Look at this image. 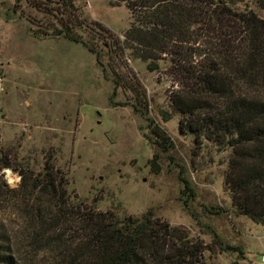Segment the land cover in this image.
Wrapping results in <instances>:
<instances>
[{
    "label": "rangeland",
    "instance_id": "374dc122",
    "mask_svg": "<svg viewBox=\"0 0 264 264\" xmlns=\"http://www.w3.org/2000/svg\"><path fill=\"white\" fill-rule=\"evenodd\" d=\"M74 1L80 18L76 23L98 22L113 34L94 24L79 32L98 44L103 65L110 62L126 80L139 79L156 110L152 116L171 137L173 148L161 151L145 137L146 123L124 105V89L118 88L110 102L111 77L93 54L61 36L36 37L39 27L26 16L38 17L25 1L0 0V147L14 168L36 175L50 156L55 172L66 174L88 205L95 200L98 210H111L120 218L151 209L211 246L204 253L205 264H261L264 225L230 213L223 185L230 150L195 144L180 131L177 116L166 122L159 117L161 111L172 114L168 98L178 86L166 57L152 71L132 56L124 37L133 22L127 1ZM101 44L108 46L105 52ZM2 172L10 187L19 184L17 171ZM3 217L14 234L19 264H54L53 251L31 247V231L21 218L9 213ZM207 228L217 231L222 247L241 252L214 244Z\"/></svg>",
    "mask_w": 264,
    "mask_h": 264
},
{
    "label": "trees",
    "instance_id": "16d2710c",
    "mask_svg": "<svg viewBox=\"0 0 264 264\" xmlns=\"http://www.w3.org/2000/svg\"><path fill=\"white\" fill-rule=\"evenodd\" d=\"M24 1L38 17L26 16L39 27L36 37L61 36L82 45L111 77L110 102L118 88L124 89V105L146 123L145 137L161 151L173 148L152 116L156 110L139 79L126 80L110 62L103 65L98 44L79 33L93 24L111 32L98 22L76 23L74 0ZM122 1L133 18L124 35L132 56L152 71L166 57L178 86L168 98L172 114L161 111L159 117L166 122L177 116L180 131L195 144L230 150L223 178L230 213L264 225V0ZM101 47L105 52L108 46ZM50 161L48 156L36 175L18 171L0 147V264H19L4 213L22 219L31 231V247L53 251L54 264H205L211 246L190 237L188 230L156 217L151 209L122 218L100 211L95 200L88 205L76 195L67 175L59 176ZM8 168L20 175L14 188L3 178ZM207 229L214 244L241 252L222 247L217 231Z\"/></svg>",
    "mask_w": 264,
    "mask_h": 264
},
{
    "label": "built area",
    "instance_id": "2783aa9c",
    "mask_svg": "<svg viewBox=\"0 0 264 264\" xmlns=\"http://www.w3.org/2000/svg\"><path fill=\"white\" fill-rule=\"evenodd\" d=\"M260 262H261V264H264V254H262V255L260 256Z\"/></svg>",
    "mask_w": 264,
    "mask_h": 264
}]
</instances>
